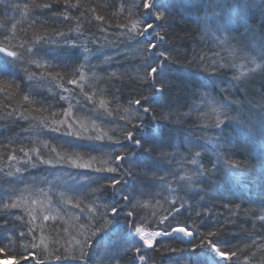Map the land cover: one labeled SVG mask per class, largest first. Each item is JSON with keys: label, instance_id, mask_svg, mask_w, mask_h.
<instances>
[{"label": "trees", "instance_id": "1", "mask_svg": "<svg viewBox=\"0 0 264 264\" xmlns=\"http://www.w3.org/2000/svg\"><path fill=\"white\" fill-rule=\"evenodd\" d=\"M69 3L76 7L70 8ZM132 3L0 2V47L18 53L30 48L36 53L25 52L21 59L27 63H21L0 52V264H84L66 257L79 256L77 242L91 237L90 225L96 224L104 212L103 204H117L119 196L107 180L89 185L85 177L117 176L94 171L108 166L106 161L117 138L129 150L122 163L131 166V175L119 187L139 201L138 211L145 219L138 226L158 231L154 221L168 213L173 200H183L186 208L192 205L194 210L183 211L177 219H187L189 229L195 222L202 233L220 228L216 243L229 255L236 252L228 262L211 253L209 264H264V226L253 228L250 214L264 208V110L260 107L264 103V67L249 71L240 81L233 80L234 75L240 76V59L255 46L264 50V0H153V8L144 17V9L133 8ZM153 11H163L165 18L157 20ZM96 16L102 19L96 20ZM142 19L155 25L143 38L158 45L150 63L164 60L157 55L161 50L170 52L174 60H164L158 69L162 91L143 101L157 117L167 114L169 118L156 119L152 112L143 113V124L136 129L141 122L133 115L135 106L129 108L127 101L136 96V69L144 54L128 33L132 22ZM161 29L167 32L163 42L152 35ZM58 33H63V38ZM220 39H226V44L221 46ZM85 45L89 52L84 51ZM106 56L112 57L110 63L103 62ZM200 56L235 67L208 72L199 64ZM24 69L34 78L29 80ZM80 73L84 74L83 81ZM71 80L77 83H69ZM85 94L93 99L89 101ZM204 94L216 101V107L225 105L220 111V128L210 126L215 116L200 115L210 113L212 107L205 102ZM26 95L28 100L24 99ZM61 96L67 99L61 100ZM100 100L105 101L103 108ZM236 100L240 103H234ZM70 105L71 115L65 116ZM184 113L190 115L184 117ZM225 114L236 119L225 120ZM59 121L71 123L73 131L79 130L83 137L103 138L68 137L63 134L66 124L54 123ZM124 130L135 132L140 144L124 139ZM34 149L40 159L53 163H40ZM195 151L201 153L198 163L213 171L200 176L191 188H183L181 177L196 168L189 162ZM25 153L35 167L25 163L29 158ZM57 153L80 157L81 162L91 160L92 168H68L57 163ZM10 156L16 159L10 160ZM226 159L240 161L242 166H224ZM16 168L21 171L16 172ZM92 189H98L95 195ZM13 202L19 206L4 211L3 205ZM235 205L240 206L239 212ZM45 215L48 220L43 219ZM128 219L122 211L113 217L115 227L91 237V246L85 248L89 253L87 264H102L110 248L139 240L131 234ZM179 241L159 237L154 241L155 252L144 251L155 257L156 264H194L198 256L202 259L209 254V249H192ZM56 255L62 259L57 261Z\"/></svg>", "mask_w": 264, "mask_h": 264}, {"label": "snow or ice", "instance_id": "2", "mask_svg": "<svg viewBox=\"0 0 264 264\" xmlns=\"http://www.w3.org/2000/svg\"><path fill=\"white\" fill-rule=\"evenodd\" d=\"M2 2V0H0ZM44 7H49L50 5L45 4ZM28 6L25 5V8ZM69 7H76V5H72L69 3ZM131 7L139 10L141 7L144 9V12L142 13L143 17L147 10H150L153 8V0H141V3L137 4L135 3V0H133V3ZM153 15L156 17L157 20H162L165 18V13L163 11H153ZM66 18L70 19V17H67V13H65ZM96 20H101L102 17L96 16ZM143 24V28H138V25ZM15 27V26H13ZM155 27L154 23H146L144 19L142 20H134L131 24V31H129L128 35L134 39V42L136 45L139 46V50L144 54L141 59V63L139 64L138 68L136 69L137 76L135 77L136 80V86H135V92L136 96L135 98L128 99L127 103L129 105V108H132L135 106V112L133 115L137 120L141 122L140 125L136 126V129L141 127L143 124V113L152 112L154 118L159 119H167L169 116L167 114H162L159 117L155 114L154 109L151 108V106H144L143 101H145L150 95H154L155 92L162 91L164 88V84L160 82V79L158 78V69H161L164 64V60H174V56L167 51H157V55L159 57L164 58V60H160L159 62L150 63V55L153 53L154 50H157L158 45L155 42H146L143 41V38L146 36V34L150 33V30H153ZM135 32V36L132 35V33ZM62 38L64 36L63 33H58ZM155 40H159L161 42L164 41L167 32L164 29H161L159 31H155L152 33ZM105 41L110 43V41H107V38L105 37ZM67 42V41H66ZM95 42V41H94ZM226 39H220L219 44L221 46L226 44ZM20 47H23V45H20ZM84 51L89 52V49L87 46H84ZM233 55H235V50H230ZM0 52H5L8 56L14 57L16 61H19L21 63H27V61L22 60L21 58L25 55V52L32 53L33 56L36 55V53L32 52V49H25V52H16V51H9L5 47H0ZM215 56H219V53H216ZM85 59H88V57H85ZM112 60V57L106 56L104 58V63H110ZM194 61L197 60L196 57L193 58ZM199 64L208 72L212 73H219L223 69L235 67L234 64H228V63H221L220 60L213 58H209L206 56H200L198 58ZM251 62L255 65L254 68L249 69L250 72L254 73L258 69L260 70L262 67H264V64L257 61L256 56L251 57ZM32 63H36L37 67H39V63L36 60H33ZM25 73L28 76V79H33V74L29 73L27 69H24ZM0 72H3V70H0ZM95 76V73L93 74ZM110 76H114L115 73H110ZM244 73H241L240 76H233L234 81H240L241 76H243ZM81 81L84 80V74L80 73ZM69 83H77L75 80L69 81ZM147 86V87H146ZM67 91V90H65ZM85 98L91 101L93 97L87 96L85 94ZM205 102L209 105H212L210 113H201V116L208 115L209 117L215 116L214 121L211 122L210 126L215 128H220V126L223 124V121L220 119V111L222 108L225 107V105L221 104L219 107H216V101L207 99V94H204ZM25 100H28L29 97L26 95L24 97ZM61 100L67 99L65 96L60 97ZM234 103L239 104L240 101L236 100ZM99 104L101 108L105 106V101L100 100ZM261 109L264 110V103L260 105ZM125 111H128V109H125ZM110 114V113H109ZM11 115V113H9ZM65 116L71 115V105L69 106V111H66L64 113ZM190 113H184L183 116L187 117ZM23 119H27V117H22ZM180 117L177 116V120H179ZM224 119H236L235 117H231L227 114L224 115ZM130 122V121H129ZM54 123H60V124H66L67 130L63 133L64 135L68 137H74L75 139H88V140H101L103 137L101 135H90L87 137H83L81 135V132L79 130L73 131V125L71 123H67V121H59ZM209 125L206 124L205 127H208ZM53 131H60L59 128H53ZM83 131L87 132L88 129L85 128ZM124 139L127 141H131L133 144L139 145L140 141L135 138V132L133 131H127L124 130ZM104 136H107V133H104ZM108 139L111 140L112 137L108 136ZM114 145L116 147L112 148V153L109 156L108 161L106 163L108 164L107 167H96L94 171L96 173H116L117 176H113L109 179H95L91 176H86L85 179L90 184H99L100 180H107L109 185L112 189H116L119 193L118 196V203L117 204H109L104 203L103 208L104 212L100 213L99 219L97 220L96 224L90 225L91 229V237H96L97 233L101 230L108 228L109 226H116L114 225L113 217L119 216V214L123 211L125 215L129 218L128 224L131 232L135 237H138L139 240L134 243H128L125 241L127 246H121L117 245L114 248H110L108 253L105 254V261L102 262V264H156L155 257L151 255L149 252H145L144 249H150L153 252H155L154 248V241H156L157 237H163L167 238L169 240L176 239L178 237H184V239H181L179 243L185 244L186 247H191L192 249H200V248H206L209 249V254L205 255L202 259L201 257H197L194 261V264H209V255L211 253H214L216 256L222 257L225 262L231 261L233 257L236 256V252H231L229 255L226 251L222 250L219 245L216 243V237L221 231L220 228H216L215 230H209L207 232H201L199 229V226L193 222V225L191 229H189L187 225V219H185L183 222L178 217L182 216L181 214L183 211H189L191 212L193 209L192 205H188L187 208L185 207V202L183 200H173L171 202V207L167 214H165L162 218L155 220L154 222L158 225L159 230L156 231H146L144 227L138 226L142 225L144 223V217L141 216V212L138 211L139 208V201L137 200L136 195L129 194L125 192L120 185L124 182V178L126 176L131 175V166H125L122 162L125 160L128 153V149L126 147H123L121 144V140L117 138L114 142ZM45 147H48L46 144ZM37 152L38 161L40 163H46V164H52V160H43L39 158V151L35 150ZM52 152H56L55 148L51 149ZM121 153H125L122 155ZM162 156H169L172 155L170 153H161ZM201 153L199 151H195L194 154L191 155L190 163L192 165H195V170L185 177H181V181L183 182V188H191L198 178L202 175L210 174L213 169L207 168L202 164H199L198 161L200 159ZM25 156H29L28 153H25ZM10 160H15V156H10ZM57 163L66 165L68 168H78V169H91L92 168V162H81L80 157L73 158V156L70 155H60L59 153L56 154L55 157ZM95 159V158H92ZM26 164H31L33 167L36 166L35 163L32 162L31 157L29 156L28 160L25 161ZM224 166H230L239 168L242 166V163L237 160L233 159H226L224 160ZM20 168H16V172H20ZM9 175H12L11 172L8 173ZM66 176H68L71 179H75L71 176L70 172L64 173ZM161 179H164L161 177ZM98 191V189H92L93 195ZM63 193H61V197L63 198ZM99 199V197H97ZM35 203V201H33ZM179 203V207H176V204ZM19 205L15 202L12 204H5L3 205L4 211H7L8 208H16ZM122 206V207H121ZM236 209L240 210L239 205H235ZM111 212V215H108V212ZM91 213V210H89ZM97 212H99V208L96 209ZM245 212H248L250 210H244ZM238 214V213H237ZM251 216L254 218L253 220V228L256 227L257 224L260 226H264V208L250 211ZM197 216H200V212H196ZM231 215V210H230ZM191 216V215H189ZM33 220L35 217L32 218ZM44 220H48L49 217L47 215L43 216ZM229 221H225V223H228ZM183 224V226H181ZM83 227V225H81ZM91 237H86L83 242H77V246L79 248V256H71L66 258H73L80 261H83L84 264H87V259L89 258V253L85 251V248H89L91 245L89 243ZM94 241V240H93ZM92 241V244H93ZM163 247H168L167 245H163ZM173 251L178 249H171ZM135 252V255H130V253ZM55 259L57 261H60L62 259L61 255H56ZM97 259H99V256H97ZM40 264H43L41 261Z\"/></svg>", "mask_w": 264, "mask_h": 264}, {"label": "rangeland", "instance_id": "3", "mask_svg": "<svg viewBox=\"0 0 264 264\" xmlns=\"http://www.w3.org/2000/svg\"><path fill=\"white\" fill-rule=\"evenodd\" d=\"M252 56H256L257 57V61L262 63V64H264V50L260 46H255L254 50L250 54L248 53V55L246 57H243L242 59H240L241 63H240V65H238L240 74L241 73L246 74V73L249 72V69L255 67V65L251 62V57ZM131 234L133 235L132 232H131ZM183 239H184V237H183ZM146 249L147 248H145L144 250H146ZM9 263H10L9 261L5 262V264H9Z\"/></svg>", "mask_w": 264, "mask_h": 264}, {"label": "water", "instance_id": "4", "mask_svg": "<svg viewBox=\"0 0 264 264\" xmlns=\"http://www.w3.org/2000/svg\"><path fill=\"white\" fill-rule=\"evenodd\" d=\"M157 238H159V237H157ZM157 238H156V239H157ZM178 239L181 240V239H183V238H182V237H178Z\"/></svg>", "mask_w": 264, "mask_h": 264}, {"label": "bare ground", "instance_id": "5", "mask_svg": "<svg viewBox=\"0 0 264 264\" xmlns=\"http://www.w3.org/2000/svg\"><path fill=\"white\" fill-rule=\"evenodd\" d=\"M146 231H149V230L146 229ZM181 237H182V236H181ZM182 238H183V237H182Z\"/></svg>", "mask_w": 264, "mask_h": 264}]
</instances>
